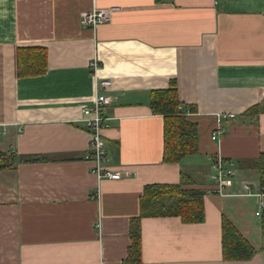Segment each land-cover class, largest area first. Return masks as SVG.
<instances>
[{"label":"crops","instance_id":"obj_1","mask_svg":"<svg viewBox=\"0 0 264 264\" xmlns=\"http://www.w3.org/2000/svg\"><path fill=\"white\" fill-rule=\"evenodd\" d=\"M93 8L115 9L85 27ZM26 47L45 48L43 73L19 74ZM171 80L198 132V153L179 162L163 161V117L148 105ZM98 92L110 98L102 166L119 179H99L84 159L81 108ZM0 152L42 158L0 170V264H122L144 186L182 176L204 191V220L142 217V264H264V197L251 194L261 191L247 164L264 152V0H0ZM216 154L235 170L225 194L213 192ZM223 217L251 258H223Z\"/></svg>","mask_w":264,"mask_h":264},{"label":"trees","instance_id":"obj_2","mask_svg":"<svg viewBox=\"0 0 264 264\" xmlns=\"http://www.w3.org/2000/svg\"><path fill=\"white\" fill-rule=\"evenodd\" d=\"M19 74L37 75L46 70V51L41 47L19 49ZM148 105L152 112L163 117V161L179 162L183 158L198 153V132L194 122L188 119L195 112L191 105L181 104L177 96V86L171 80L168 87L149 92ZM257 111V106L247 109L244 114ZM41 156H17L15 153L0 152V170L13 167L17 163L41 161ZM242 162V161H241ZM258 173V186L264 192V152L251 162H247ZM191 182L182 176L177 184H148L144 186L140 201V214L131 219L129 237L131 243L122 264H142L141 228L142 217L177 216L185 223H199L204 220V191L187 187ZM260 225L264 234V208L260 214ZM221 247L225 260H246L255 249L227 218L221 222Z\"/></svg>","mask_w":264,"mask_h":264},{"label":"built area","instance_id":"obj_3","mask_svg":"<svg viewBox=\"0 0 264 264\" xmlns=\"http://www.w3.org/2000/svg\"><path fill=\"white\" fill-rule=\"evenodd\" d=\"M115 8L110 9H99L93 8L90 11L84 12L81 16V24L85 27L95 28L97 25L108 21L111 18V11ZM91 67L96 71L99 65L96 61L91 62ZM111 85L110 79L100 80L96 87L98 89H108ZM110 102V98L104 93H97L91 101L90 105H83L81 108L82 118L85 129L89 134L88 150L84 155V159L93 163L91 170L96 176L106 179H119L122 177L120 172L112 171L102 166V163L107 161L105 142L103 132L105 131L106 117L102 114V109L105 105ZM234 118V114H215V120L219 124L223 119ZM221 134L220 129L211 134L212 140H218ZM235 170L232 164L224 159L220 154H216L212 157V171L210 174L211 181L213 182V192L217 194H225V190L231 185ZM247 193L250 192V185L248 183L243 184ZM264 197V192L251 193ZM264 208V201H259V210L262 211Z\"/></svg>","mask_w":264,"mask_h":264},{"label":"rangeland","instance_id":"obj_4","mask_svg":"<svg viewBox=\"0 0 264 264\" xmlns=\"http://www.w3.org/2000/svg\"><path fill=\"white\" fill-rule=\"evenodd\" d=\"M211 174V173H210ZM212 186H214L213 182H212Z\"/></svg>","mask_w":264,"mask_h":264}]
</instances>
